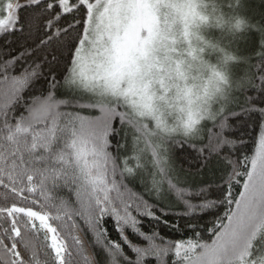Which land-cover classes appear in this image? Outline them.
Wrapping results in <instances>:
<instances>
[{
  "label": "snow or ice",
  "instance_id": "6c2138e0",
  "mask_svg": "<svg viewBox=\"0 0 264 264\" xmlns=\"http://www.w3.org/2000/svg\"><path fill=\"white\" fill-rule=\"evenodd\" d=\"M131 7L0 0V264H264V0H226L232 81L172 125L196 2Z\"/></svg>",
  "mask_w": 264,
  "mask_h": 264
},
{
  "label": "clouds",
  "instance_id": "9594fccd",
  "mask_svg": "<svg viewBox=\"0 0 264 264\" xmlns=\"http://www.w3.org/2000/svg\"><path fill=\"white\" fill-rule=\"evenodd\" d=\"M201 19L192 25L187 33L184 27L173 32L175 40L169 53L181 61L186 79L179 81L182 91L172 88L167 101L157 99L156 105L163 118L170 125L186 119L189 112H195L221 96L226 85L232 81V65L237 62L235 53L227 47V38L239 36L248 26L247 18L239 13L224 10L226 0H195ZM215 30L218 35L209 33ZM224 38L221 39L220 36ZM159 95V87L157 86Z\"/></svg>",
  "mask_w": 264,
  "mask_h": 264
},
{
  "label": "rangeland",
  "instance_id": "374dc122",
  "mask_svg": "<svg viewBox=\"0 0 264 264\" xmlns=\"http://www.w3.org/2000/svg\"><path fill=\"white\" fill-rule=\"evenodd\" d=\"M132 7L129 9V17L130 19H138L143 20L147 19L149 15V8L146 7L148 4L152 2V0H129ZM161 13L167 12L168 9L161 8ZM160 20L163 21L164 17L163 15H160ZM184 27L183 24L179 21L175 23L172 29L171 35H173V32L176 30L177 27ZM209 35L217 36L218 33L215 30H212Z\"/></svg>",
  "mask_w": 264,
  "mask_h": 264
}]
</instances>
